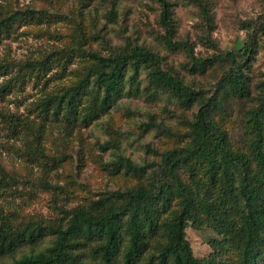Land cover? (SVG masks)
<instances>
[{
	"label": "trees",
	"instance_id": "1",
	"mask_svg": "<svg viewBox=\"0 0 264 264\" xmlns=\"http://www.w3.org/2000/svg\"><path fill=\"white\" fill-rule=\"evenodd\" d=\"M158 2L164 43L171 50L185 52L191 73L204 74L216 64L223 65L212 94L185 84L176 73L164 69L163 56L139 46L102 55L86 49L81 40L39 58L0 62V102L31 84L47 87L77 58L88 62L71 85L49 91L39 101L36 108L43 121L88 125L117 103L127 83L129 95L147 93L154 98L164 94L185 108L197 107L185 133L187 141L164 151L159 162L137 165L119 157L111 165L116 172L147 178L146 183L101 197L87 207L62 210L61 219L51 227L21 229L0 216V256L44 234L54 237L45 250L11 264H88L86 251L96 264H264V86L245 114L246 151L233 147L222 120L217 119L231 99L252 98L249 73L264 37V17L246 26L239 48L204 58L195 55L190 43L175 40L171 4ZM58 18V14L32 7L7 12L0 18V43L26 23ZM141 71L148 80L145 89L140 87ZM0 121L14 137L31 131L19 115L0 111ZM24 153L43 165L61 162L33 144ZM9 178L0 167V182L9 184ZM206 223L218 238L211 241V253L198 259L186 231ZM157 237L161 240L149 251L150 240ZM230 252L238 254L236 261L227 259Z\"/></svg>",
	"mask_w": 264,
	"mask_h": 264
},
{
	"label": "rangeland",
	"instance_id": "2",
	"mask_svg": "<svg viewBox=\"0 0 264 264\" xmlns=\"http://www.w3.org/2000/svg\"><path fill=\"white\" fill-rule=\"evenodd\" d=\"M167 1L175 22V40L190 43L195 55L204 58L239 48L245 39L246 26L255 25L264 17V0ZM26 7L46 9L60 18L29 22L15 31L0 43V62L39 58L48 51L72 47L85 40L86 49L102 55L136 46L148 48L165 58L164 69L176 73L187 85L207 89L209 95L222 75V64L204 74L191 73L185 52L165 45L158 0H0V18ZM87 63L77 58L64 73H57L58 78L47 87L31 84L0 102V111L19 115L31 126V131L14 137L0 121V167L10 177L9 184L0 182V216L11 226L26 230L51 227L61 219L62 210L87 207L101 197L142 185L147 178L128 175L124 170L116 172L111 165L119 157L137 165H152L159 162L164 151L188 139L185 133L196 106L185 108L164 94L154 98L147 93L129 95L126 93L129 83L117 103L88 125L41 120L36 108L39 101L47 92L71 85L83 74ZM249 78L251 100L231 99L217 115L233 147L244 151L249 145L245 114L264 86V37L251 62ZM139 81L141 89H145L148 85L145 71H141ZM32 144L61 162L43 165L32 160L24 153ZM182 178L188 181L184 173ZM176 208L172 206V210ZM186 233L198 259L211 253V241L218 238L207 223L200 229L190 227ZM53 239L44 234L34 243H24L14 252L0 256V264L37 254L51 246ZM160 240V237L150 240L149 251ZM88 254L86 251L85 261L96 264ZM237 258L236 252L227 255L230 261Z\"/></svg>",
	"mask_w": 264,
	"mask_h": 264
}]
</instances>
